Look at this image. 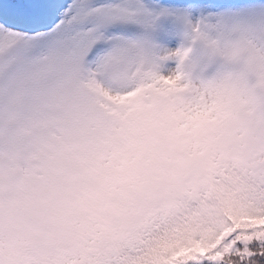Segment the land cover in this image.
I'll return each instance as SVG.
<instances>
[{
    "label": "snow or ice",
    "instance_id": "1",
    "mask_svg": "<svg viewBox=\"0 0 264 264\" xmlns=\"http://www.w3.org/2000/svg\"><path fill=\"white\" fill-rule=\"evenodd\" d=\"M0 264H264V0H0Z\"/></svg>",
    "mask_w": 264,
    "mask_h": 264
}]
</instances>
